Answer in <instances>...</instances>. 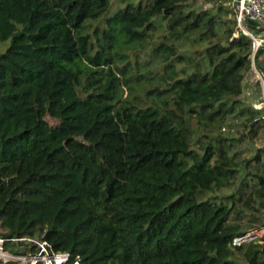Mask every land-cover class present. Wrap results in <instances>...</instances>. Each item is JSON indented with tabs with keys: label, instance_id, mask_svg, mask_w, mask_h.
Instances as JSON below:
<instances>
[{
	"label": "trees",
	"instance_id": "trees-1",
	"mask_svg": "<svg viewBox=\"0 0 264 264\" xmlns=\"http://www.w3.org/2000/svg\"><path fill=\"white\" fill-rule=\"evenodd\" d=\"M252 52L233 0H0L3 250L264 264Z\"/></svg>",
	"mask_w": 264,
	"mask_h": 264
},
{
	"label": "built area",
	"instance_id": "built-area-1",
	"mask_svg": "<svg viewBox=\"0 0 264 264\" xmlns=\"http://www.w3.org/2000/svg\"><path fill=\"white\" fill-rule=\"evenodd\" d=\"M233 5L237 13V22L239 26L252 39L253 52H255L258 48H264V31L255 36L247 32L242 27V21L245 17H248L250 21H253L258 25H264V0H233ZM259 29H262V26H259ZM253 70H256L255 65H253ZM258 80L262 84H264L263 77H261L260 75ZM261 106H264V104H261ZM260 231L263 232L262 234H264V228H262ZM246 238L247 235L241 238H237L234 240L233 243L239 245L243 243ZM17 240H25L28 243L35 244L38 248V251L35 254L27 257L9 254L5 252L2 248V245L5 240L0 238V259L2 260L1 264H4L5 262L10 260H21L25 264H36L38 262H41L43 264H67V262L69 261V256L67 254L52 253L50 251L49 245L46 242L26 238Z\"/></svg>",
	"mask_w": 264,
	"mask_h": 264
},
{
	"label": "rangeland",
	"instance_id": "rangeland-1",
	"mask_svg": "<svg viewBox=\"0 0 264 264\" xmlns=\"http://www.w3.org/2000/svg\"><path fill=\"white\" fill-rule=\"evenodd\" d=\"M259 75L262 77V75H261V73H259L257 70H253L252 69V71L251 72H249V74L247 75V81L245 82V86H244V88H245V90H247L248 88H250V87H248V86H246L247 85V83L248 84H250V85H253V83H255L256 81H259L258 79H259ZM261 83V82H260ZM262 84V83H261ZM263 86H264V84H262L261 85V92H258L257 94H256V96L259 94V96H258V98H260V96H262V100L259 102V103H257V104H255V107L256 108H263L264 106H261V104H264V90H263ZM254 92V91H253ZM252 92V93H253ZM252 93H250V94H252ZM261 93V94H260ZM249 94V95H250ZM126 95V93H124V96ZM243 98H245V97H250V96H248L247 94H246V92H245V94L242 96ZM49 121L52 123L53 121L52 120H50L49 119ZM256 146L257 147H259V146H262L263 144H264V135H263V132H261L260 134H259V137H258V140H256ZM244 154L246 155V156H248L249 154H250V152H249V150H246V151H244ZM233 190H234V188H233ZM232 191L231 190H224V192H223V195H227V194H230ZM220 196H221V194H220ZM261 229H254V230H252V231H254V232H258L257 233V237H260V236H262L263 234V232H261L260 231ZM249 233V232H248ZM20 263H22V264H25V263H23L21 260H20Z\"/></svg>",
	"mask_w": 264,
	"mask_h": 264
},
{
	"label": "water",
	"instance_id": "water-1",
	"mask_svg": "<svg viewBox=\"0 0 264 264\" xmlns=\"http://www.w3.org/2000/svg\"><path fill=\"white\" fill-rule=\"evenodd\" d=\"M243 20H244L245 22L250 21V19H249L248 17H245ZM260 52H263V53H264V48H258V49H257L255 52H253V54H252V62H253V65H255V68H256V69H257V67H258V64H257V55H258V53H260ZM257 233H258V232H254V231L249 232V234H247V238H246L245 241L252 240L253 238L257 237V236H256Z\"/></svg>",
	"mask_w": 264,
	"mask_h": 264
},
{
	"label": "crops",
	"instance_id": "crops-1",
	"mask_svg": "<svg viewBox=\"0 0 264 264\" xmlns=\"http://www.w3.org/2000/svg\"><path fill=\"white\" fill-rule=\"evenodd\" d=\"M260 62V65H258V67H257V71H258V68L260 67L261 69H259L260 71L261 70H264V56L263 57H261V58H259L258 59V61H257V64ZM259 73H261V75H263V73L262 72H259Z\"/></svg>",
	"mask_w": 264,
	"mask_h": 264
}]
</instances>
